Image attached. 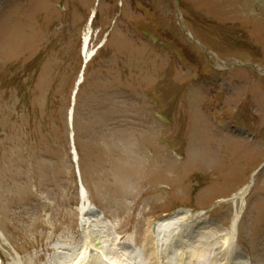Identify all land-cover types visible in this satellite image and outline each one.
Wrapping results in <instances>:
<instances>
[{
  "label": "rangeland",
  "instance_id": "1",
  "mask_svg": "<svg viewBox=\"0 0 264 264\" xmlns=\"http://www.w3.org/2000/svg\"><path fill=\"white\" fill-rule=\"evenodd\" d=\"M93 10L74 131L86 199L106 220L81 224L68 118ZM239 212L235 251L264 264V0H0L8 259L81 264L90 242L135 261L122 236L139 264H196L193 236L211 230L206 264H224ZM64 244L75 252L59 256Z\"/></svg>",
  "mask_w": 264,
  "mask_h": 264
},
{
  "label": "bare ground",
  "instance_id": "2",
  "mask_svg": "<svg viewBox=\"0 0 264 264\" xmlns=\"http://www.w3.org/2000/svg\"><path fill=\"white\" fill-rule=\"evenodd\" d=\"M94 11V10H93ZM96 15V11L93 12V15H91L89 18H88V21H87V26H88V31L86 34H84L83 36V43H84V55L83 58L85 59L86 63L90 60L91 56L93 55L92 53H89V51H92L90 49V40H91V34H92V21L94 20V17ZM90 20H92L90 22ZM83 43H82V46H83ZM89 43V44H88ZM90 49V50H89ZM93 52V51H92ZM83 77L80 78V80H82ZM246 192L243 190L241 191L239 194L241 195H244ZM89 208L93 209V206L91 204H87L86 206L83 207L84 210H90ZM185 213V212H184ZM184 213L182 214V218H186V215H184ZM190 213V212H189ZM192 216V215H191ZM86 217V216H85ZM179 217V216H178ZM239 217H240V212L237 213V215L235 216L233 222H232V225H231V230H229V232L226 234L225 236V241L222 243V249H223V252H224V264H230V262H234V263H237V264H242L241 262V259H240V256L237 254V250L235 251V246H234V243L236 241V237H237V234H238V226H239ZM177 218V215L176 214H171V215H168L166 217H164L162 220H161V224L160 226H167L168 223L170 222H173L175 219ZM181 218V217H180ZM189 218V217H188ZM88 219V218H87ZM178 219V218H177ZM186 220V219H185ZM203 224L206 222V220H203L201 221ZM201 222L198 223V226L196 227L197 230L195 231V233L198 232V228H200V225L202 224ZM208 222V220H207ZM189 223V222H188ZM191 224V223H190ZM169 225V224H168ZM173 225V224H172ZM196 226V225H195ZM203 226V225H202ZM186 227V225H185ZM190 227V226H189ZM188 227V228H189ZM173 228V227H172ZM187 228V227H186ZM187 228V229H188ZM192 228V226H191ZM195 228V229H196ZM181 229V228H180ZM179 229V230H180ZM185 229V230H187ZM190 229V228H189ZM178 230V229H176ZM184 230V231H185ZM228 231V229L226 230V232ZM178 232V231H177ZM176 232V233H177ZM180 233V232H179ZM212 234V231H208V233H203L202 234H197V235H194L193 236V239H197L196 241L193 240V243L190 245V248H191V254L188 255V256H192L193 259L195 260V263L196 264H206L207 262L209 263V261L211 260L212 258V248L215 246V244H217V241L212 239L210 237V235ZM208 236V237H207ZM212 236V235H211ZM190 238H192L190 236ZM184 239V238H183ZM216 241V242H214ZM185 243V242H184ZM213 243V244H212ZM79 245V243H77ZM72 244H69L68 246L66 244H64V246L61 247L62 249V253L59 254L60 256L61 255H64L65 257L68 255L69 253V246L71 247ZM76 247L77 245L74 244L72 245V247ZM90 246V245H89ZM96 249H99L97 246L95 247ZM105 248V246H104ZM110 248V247H109ZM109 248L106 247V249L108 250ZM110 250L112 251L113 249L110 248ZM127 250V249H124V251ZM87 251V248L86 250ZM111 251L109 252V254L111 255ZM190 252V251H189ZM80 253V252H79ZM91 254L92 256L94 257H97L99 254L96 252L95 253V250L93 251V249L91 250ZM127 253H129V251L127 250ZM72 256H68V258H63V260H68L70 259ZM81 258H83V256H80ZM130 257V256H129ZM114 259V258H113ZM94 261V264H96V261L97 259H93ZM232 264V263H231Z\"/></svg>",
  "mask_w": 264,
  "mask_h": 264
}]
</instances>
